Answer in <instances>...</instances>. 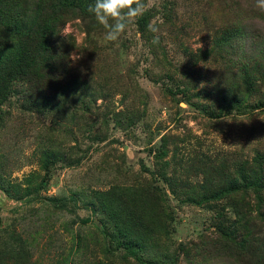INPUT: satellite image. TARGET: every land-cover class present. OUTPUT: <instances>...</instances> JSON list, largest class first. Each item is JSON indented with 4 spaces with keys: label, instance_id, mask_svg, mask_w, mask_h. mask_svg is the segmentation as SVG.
<instances>
[{
    "label": "rangeland",
    "instance_id": "1",
    "mask_svg": "<svg viewBox=\"0 0 264 264\" xmlns=\"http://www.w3.org/2000/svg\"><path fill=\"white\" fill-rule=\"evenodd\" d=\"M144 2L112 42L88 8L1 2L26 25L0 26L18 51L0 79L1 261L264 264V75L256 93L247 75L264 10Z\"/></svg>",
    "mask_w": 264,
    "mask_h": 264
},
{
    "label": "clouds",
    "instance_id": "2",
    "mask_svg": "<svg viewBox=\"0 0 264 264\" xmlns=\"http://www.w3.org/2000/svg\"><path fill=\"white\" fill-rule=\"evenodd\" d=\"M255 2L258 8L264 10V0ZM147 7L144 0H95L94 4L88 5L87 10L107 29L104 39L112 42L119 39L133 19L143 15ZM148 28L153 33L159 31L155 24H149ZM152 42L159 44V35L154 36ZM72 59L78 60L79 56L74 54Z\"/></svg>",
    "mask_w": 264,
    "mask_h": 264
},
{
    "label": "trees",
    "instance_id": "3",
    "mask_svg": "<svg viewBox=\"0 0 264 264\" xmlns=\"http://www.w3.org/2000/svg\"><path fill=\"white\" fill-rule=\"evenodd\" d=\"M3 1L4 0H0V26H3L4 30L7 33H10V31L12 29H13V31H15L17 33L20 32L23 29V25H25V24H23L21 22V17L18 18V19H15V20L14 19L10 20L9 17H7V16L10 15L9 14L10 12L8 11L9 9H6L4 7L5 3L1 4V2H3ZM62 1L65 2L66 4H61L60 5L61 8L62 7H66V6L69 5V6L73 7V8H77V9H79L81 7L88 8L89 4H94V2H95V0H62ZM83 3L85 5H83ZM13 21H15V22L13 23ZM236 30H237L236 28H232V29H230L232 34H230V32H229V36H230L229 39L233 40L234 44H238L239 34H238V31L236 32ZM41 34H43V33H41ZM21 43L22 42H19V44H17V46L20 45ZM39 47L43 50L46 47H51V45H50V42H46V43H43L42 45H39ZM16 48L17 47L13 48V50L9 49L8 51L0 50V79H4L3 77L7 73H11L13 71L9 65L14 67V64L16 63V62H14V59H15L16 55L18 54V51H17ZM247 75L249 76L248 79H251V80H249V82L252 84L251 91L256 93V91L253 88V85L256 84V82H255L256 80L255 79L257 77H260V75H264V66H262L261 63H257L253 67L252 66L251 67L248 66ZM2 89H3V87L0 88V91ZM6 93L7 92H5V94ZM5 94H2L1 96L5 95ZM47 98H48L47 95L45 93H43L38 98H36V97L35 98L27 97V99L25 100V103L27 102L28 104H33V105L34 104H39V103L43 102V99H47ZM123 246H124L125 249H127L130 252H132L133 249L136 250V248L131 243L124 244ZM0 264H20V262L15 260L12 263H6V262L0 260ZM21 264H23V263H21Z\"/></svg>",
    "mask_w": 264,
    "mask_h": 264
}]
</instances>
